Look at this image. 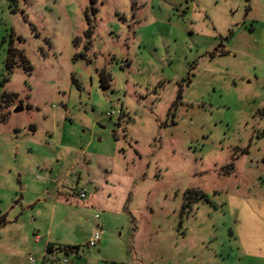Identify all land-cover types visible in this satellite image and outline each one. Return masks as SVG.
Here are the masks:
<instances>
[{
    "label": "rangeland",
    "instance_id": "obj_1",
    "mask_svg": "<svg viewBox=\"0 0 264 264\" xmlns=\"http://www.w3.org/2000/svg\"><path fill=\"white\" fill-rule=\"evenodd\" d=\"M63 258L264 264V0H0V264Z\"/></svg>",
    "mask_w": 264,
    "mask_h": 264
},
{
    "label": "built area",
    "instance_id": "obj_2",
    "mask_svg": "<svg viewBox=\"0 0 264 264\" xmlns=\"http://www.w3.org/2000/svg\"><path fill=\"white\" fill-rule=\"evenodd\" d=\"M123 113L121 110H110L109 112L106 113V118L108 119H112L113 117H117L120 118L122 117ZM86 190L85 189H81L78 194L76 195L77 199L80 200H84L86 198ZM100 235L101 232L99 231V229H96L93 231L91 238L89 240V242L87 243V247L88 248H94L96 247V245L98 244V242L100 241ZM29 264H35L33 260H29ZM60 264H69V261L67 258H63L60 261Z\"/></svg>",
    "mask_w": 264,
    "mask_h": 264
},
{
    "label": "trees",
    "instance_id": "obj_3",
    "mask_svg": "<svg viewBox=\"0 0 264 264\" xmlns=\"http://www.w3.org/2000/svg\"><path fill=\"white\" fill-rule=\"evenodd\" d=\"M89 34H90V32L88 30V32L86 33V38H89ZM52 247H53V245L49 244V245H47L46 250L51 253ZM58 249H60V251L65 253V255L72 254V253H75L77 255V253H78L77 247H66V248H62V249L58 248Z\"/></svg>",
    "mask_w": 264,
    "mask_h": 264
},
{
    "label": "water",
    "instance_id": "obj_4",
    "mask_svg": "<svg viewBox=\"0 0 264 264\" xmlns=\"http://www.w3.org/2000/svg\"><path fill=\"white\" fill-rule=\"evenodd\" d=\"M14 112H15V113L21 112V108H16V109L14 110Z\"/></svg>",
    "mask_w": 264,
    "mask_h": 264
},
{
    "label": "crops",
    "instance_id": "obj_5",
    "mask_svg": "<svg viewBox=\"0 0 264 264\" xmlns=\"http://www.w3.org/2000/svg\"><path fill=\"white\" fill-rule=\"evenodd\" d=\"M98 227V226H97ZM49 245V244H48ZM51 245V244H50ZM47 247V246H46ZM41 264H45V262L43 261Z\"/></svg>",
    "mask_w": 264,
    "mask_h": 264
}]
</instances>
